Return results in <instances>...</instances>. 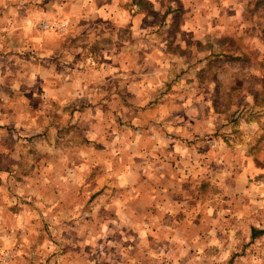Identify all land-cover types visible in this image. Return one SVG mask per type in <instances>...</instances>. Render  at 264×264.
Returning a JSON list of instances; mask_svg holds the SVG:
<instances>
[{
  "label": "rangeland",
  "instance_id": "obj_1",
  "mask_svg": "<svg viewBox=\"0 0 264 264\" xmlns=\"http://www.w3.org/2000/svg\"><path fill=\"white\" fill-rule=\"evenodd\" d=\"M23 6L0 18V264H264V0Z\"/></svg>",
  "mask_w": 264,
  "mask_h": 264
},
{
  "label": "crops",
  "instance_id": "obj_2",
  "mask_svg": "<svg viewBox=\"0 0 264 264\" xmlns=\"http://www.w3.org/2000/svg\"><path fill=\"white\" fill-rule=\"evenodd\" d=\"M30 2H31V0H0V18L4 17V19L7 18V20H9V16L18 15V13H21L22 10L25 9L24 6L21 7L22 4H24L26 6V8H28L30 6ZM136 3H139V1H136ZM20 28H23V27H20ZM2 30H9V29L8 28L6 29V25L0 26V47L6 49L3 52L4 53V56H5V55H7V53H5L7 51V47H6L7 45H5V42H6V39H5V36H4L5 32L1 33ZM20 30L21 29H19V27L13 25V27L11 29V32H13V34H16V36L15 35L13 36L14 39H15V41H13V40L11 41V37H9L8 39H10V42H12V43L15 42L14 44H16V42L20 38V33H21ZM24 44H25L24 41H22V39H21V44L20 45L23 46ZM4 59H6V57H4ZM56 202L57 201H52L51 204L53 206H55L54 204ZM59 203L60 202H58L57 204H59ZM125 220H126V221H124V225L125 226H126V224H131L132 222H134V218L133 217H130V216L128 218L126 217ZM143 223H147V221H143ZM125 226H124V229H125L124 230V234H126V230H127V228H125ZM149 232H150V228L148 229V224H146V227L142 231V236L149 235Z\"/></svg>",
  "mask_w": 264,
  "mask_h": 264
},
{
  "label": "built area",
  "instance_id": "obj_3",
  "mask_svg": "<svg viewBox=\"0 0 264 264\" xmlns=\"http://www.w3.org/2000/svg\"><path fill=\"white\" fill-rule=\"evenodd\" d=\"M37 27L42 31L57 30V31L63 32L67 28V22H62L59 24L41 23V24H38Z\"/></svg>",
  "mask_w": 264,
  "mask_h": 264
}]
</instances>
